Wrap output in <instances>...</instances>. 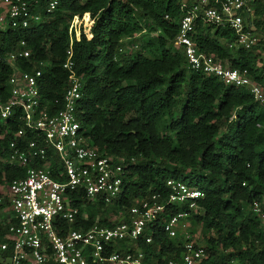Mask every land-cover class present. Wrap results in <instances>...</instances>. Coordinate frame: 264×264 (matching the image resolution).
<instances>
[{"label": "trees", "instance_id": "obj_1", "mask_svg": "<svg viewBox=\"0 0 264 264\" xmlns=\"http://www.w3.org/2000/svg\"><path fill=\"white\" fill-rule=\"evenodd\" d=\"M28 1L38 22L0 28V98L8 97L13 73L6 56L23 40L30 56L19 59L18 67L29 71L39 66L40 99L58 100L59 108L68 78L62 65L70 46L69 24L74 15L89 13L91 37L81 32L71 44L75 69L83 78L77 114L91 145L136 160L116 203L83 205L85 197L76 196L73 227L125 221L134 199L151 193L167 197L165 183L172 178L204 193L197 200L201 210L189 216L203 229L209 258L201 264H264V59L257 52L264 46V0L252 3L254 32L262 35L251 48H230L235 38L231 29L199 19L194 36L204 53L246 70L260 85L262 99L246 87L187 68L182 48L173 43L181 0H60L52 12L46 11V0ZM138 34V46L126 48V41ZM18 115L0 118V185L25 175V168L7 161L10 141L23 127ZM36 137L25 130L18 141L24 145ZM256 204L259 213L253 210ZM182 208L171 205L149 223L144 234L152 237L151 243L143 237L134 240L147 259L156 257L149 264L178 259L182 241L169 239L163 223ZM108 211L114 220L105 216ZM8 227L0 221V244ZM9 254L0 249V264Z\"/></svg>", "mask_w": 264, "mask_h": 264}, {"label": "built area", "instance_id": "obj_2", "mask_svg": "<svg viewBox=\"0 0 264 264\" xmlns=\"http://www.w3.org/2000/svg\"><path fill=\"white\" fill-rule=\"evenodd\" d=\"M1 1V28L6 24L27 27L30 21L40 20L28 0ZM59 1L46 0V11L56 9ZM253 1L181 0L183 13L173 43L182 48L187 68L216 76L226 84L246 87L256 99H262L260 85L246 70L232 68L220 58L204 53L194 41L195 21L199 19L208 25L231 29L235 38L228 43L230 48L249 49L256 45L260 38L254 32ZM80 19L88 26L89 33L85 36L91 37L93 19L89 13L81 17L74 15L68 28L70 46L62 65L68 73L67 86L59 108L58 100L40 99L38 79L41 68L37 66L25 71L18 67L19 59L30 56L25 41H20L6 56L13 73L7 80L8 97L0 98V118L6 120L17 112L23 123L10 141L7 161L25 168V175L2 185L4 191L0 193V204L3 205L0 221L9 223L0 244L1 250L10 251L3 264L156 263V257L151 254L147 259L145 253L135 247L134 240L143 237L145 243H151L152 237L144 234L145 228L171 205L183 208L167 218L163 231L169 239H180L183 248L178 259H168L166 264H201L209 258V253L205 246L195 243L186 227L190 213L201 210L197 200L203 198L204 193L181 180H166L167 197L151 193L134 199L125 221L111 226L96 221L89 227L81 224L73 227L78 215L74 205L76 196L85 197L83 205L100 202L111 206L119 199L126 172L136 162L134 157L107 155L91 145L79 120L77 111L83 78L75 69L71 44L73 39L80 37L81 31L76 32ZM25 130L36 132L37 137L22 145L18 139ZM253 210L259 213L261 209L256 204ZM82 216L86 220V214Z\"/></svg>", "mask_w": 264, "mask_h": 264}, {"label": "rangeland", "instance_id": "obj_3", "mask_svg": "<svg viewBox=\"0 0 264 264\" xmlns=\"http://www.w3.org/2000/svg\"><path fill=\"white\" fill-rule=\"evenodd\" d=\"M0 8H3V4L2 1L0 0ZM84 21L81 22V19L79 20V22L76 24V32H83L85 33H89L88 32V26L83 25ZM1 28V27H0ZM76 33V35H77ZM154 34V33H153ZM258 37H261V32H257ZM141 35L138 34L135 37L130 38L128 41H126V48L135 45V47H137L138 42H140L141 40ZM257 52L260 54V58L263 60L264 59V46H260L259 49L257 50ZM263 63V61L258 62L259 65H261ZM4 191V187L2 185H0V193ZM249 209V208H248ZM106 217H109L111 219H114L115 216L111 213V212H106L105 213ZM0 220H1V215H0ZM187 230L190 231L192 238L194 239L195 243L201 246H205L206 243L204 241V236H203V229L201 227L200 224L192 221L191 219L188 220V226L186 227ZM181 234V233H180Z\"/></svg>", "mask_w": 264, "mask_h": 264}]
</instances>
